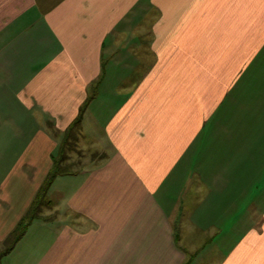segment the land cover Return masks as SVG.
I'll return each instance as SVG.
<instances>
[{"label": "crops", "instance_id": "crops-1", "mask_svg": "<svg viewBox=\"0 0 264 264\" xmlns=\"http://www.w3.org/2000/svg\"><path fill=\"white\" fill-rule=\"evenodd\" d=\"M80 115L0 264H264V0H0V242Z\"/></svg>", "mask_w": 264, "mask_h": 264}, {"label": "trees", "instance_id": "trees-1", "mask_svg": "<svg viewBox=\"0 0 264 264\" xmlns=\"http://www.w3.org/2000/svg\"><path fill=\"white\" fill-rule=\"evenodd\" d=\"M82 114V112H81ZM81 115L74 121V123L69 127V129L64 133V137L61 146L59 147L58 154L55 155L54 163L46 176L44 182L40 186L35 198L33 199L31 205L27 209L24 216L21 218L17 226L11 231V233L3 241L4 247L0 249V262L1 259L9 253L17 244V242L25 235L30 224L38 217L42 215L43 209L47 204H50L48 199V192L57 178V176L66 173L68 170H71V165L65 164L68 156L64 151V147L68 146V149H71L69 144L71 137L74 136V130L77 129L78 123L80 121ZM64 141V142H63ZM62 153V155H61Z\"/></svg>", "mask_w": 264, "mask_h": 264}, {"label": "rangeland", "instance_id": "rangeland-1", "mask_svg": "<svg viewBox=\"0 0 264 264\" xmlns=\"http://www.w3.org/2000/svg\"><path fill=\"white\" fill-rule=\"evenodd\" d=\"M77 129L74 130V134L75 135L71 137V140L69 142V144L71 145L70 146L71 149H68V146H65L63 152H65L67 154L68 158H70L71 161H75V162L81 161V162H84V163L87 160L93 161L92 158H94V153H96V152H94V149H96V148L92 147L93 149H90L88 146L84 145V143H82V142H85L87 145H90V143L88 142L90 139L89 138L85 139L84 137H81L80 140H79L78 134L76 136V130ZM98 130H99V127H98ZM97 134H99V133H97ZM63 135H64V133H63ZM63 138H65V137L63 136ZM61 140H63V139H61ZM60 146H61V143H60ZM56 154H58V151H57ZM61 155H62V153H61ZM68 158H67V160H68ZM67 160H66L65 163H67ZM91 163H93V162H91ZM91 165L92 164H89L87 166L90 167ZM71 167L72 168H75V167L77 168L78 166L74 165V166H71ZM71 170H73V169H71ZM61 188H62L61 187V178H58V180L55 182V184L53 186V190H52L53 191V195H52L53 198L59 197L58 196V194H59L58 190L59 189L61 190ZM55 205L56 206H60L61 205V199L60 198H57L55 200ZM48 206H51V205L47 204V206H45V208L43 209V212H42L43 214L46 213V208H48ZM3 243L4 242H0V249H2L4 247Z\"/></svg>", "mask_w": 264, "mask_h": 264}]
</instances>
